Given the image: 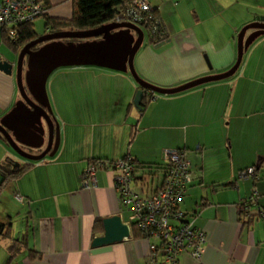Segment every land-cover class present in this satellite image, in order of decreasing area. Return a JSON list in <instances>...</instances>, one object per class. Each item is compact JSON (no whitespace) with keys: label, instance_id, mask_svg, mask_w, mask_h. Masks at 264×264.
<instances>
[{"label":"crops","instance_id":"obj_1","mask_svg":"<svg viewBox=\"0 0 264 264\" xmlns=\"http://www.w3.org/2000/svg\"><path fill=\"white\" fill-rule=\"evenodd\" d=\"M43 1L48 16L72 17L73 0ZM155 4L169 37L156 44L145 35L134 65L161 87L228 70L237 58L240 30L264 21V0ZM41 18L43 32L33 21L38 34L50 31ZM114 37L120 49L127 33ZM245 39L248 47L234 75L174 94L153 92L144 109L134 103L140 87L129 69L114 64L55 69L46 88L59 125L56 153L29 161L0 135V163L9 158L26 166L0 193V264H148L149 244L135 226L122 241L93 246L104 234L103 219L120 215L128 223L130 211L120 203L112 171L99 170L96 187L83 188L80 177L94 158L128 156L138 166L135 188L150 195L163 183L167 148L187 151L193 182L181 208L207 233L200 261L183 253L174 264H264V218L247 219L243 207L257 190L264 208V30L249 29ZM13 43L0 27V61L14 63L11 75L0 69V119L21 99L16 61L23 45ZM251 166L256 176L241 177ZM13 242L20 245L14 256Z\"/></svg>","mask_w":264,"mask_h":264},{"label":"water","instance_id":"obj_2","mask_svg":"<svg viewBox=\"0 0 264 264\" xmlns=\"http://www.w3.org/2000/svg\"><path fill=\"white\" fill-rule=\"evenodd\" d=\"M264 30V21H254L245 25L238 34V53L235 63L226 71L202 76L176 87H161L139 75L134 65V57L140 49L145 31L140 26L130 22H109L99 27L85 30H56L39 34L26 43L21 49L16 61V80L21 99L0 119V134L12 149L29 161H40L47 156H53L60 142L59 125L55 123L49 96L47 80L51 73L69 65L97 64L112 65L131 72L139 85L134 103L141 107L145 89L159 94H174L192 87L212 81L228 78L239 69L248 41L245 39L249 29ZM117 30V31H114ZM127 33L120 49L113 45L114 34ZM102 37L94 41H78L72 39H89ZM65 39H71L65 41ZM38 48L32 47L40 44ZM113 47V48H112ZM119 61V62H117ZM116 62V63H113ZM26 64V68H25ZM0 69L11 75L14 63L0 61ZM46 148L40 155L25 151L21 145ZM14 167H19V161H14ZM104 234L94 238L93 246L110 244L130 236V228L120 215L103 219Z\"/></svg>","mask_w":264,"mask_h":264},{"label":"built area","instance_id":"obj_3","mask_svg":"<svg viewBox=\"0 0 264 264\" xmlns=\"http://www.w3.org/2000/svg\"><path fill=\"white\" fill-rule=\"evenodd\" d=\"M155 1L157 0H124L111 22H130L154 33L162 24V19L155 13L158 7ZM47 12L48 6L43 0H0V27L15 42L23 26ZM163 158V183L150 195L135 188L138 167L128 156L116 160L92 159L81 173V186L96 187L97 172L112 171L120 203L130 211V231L132 226L137 227L149 244L148 264H174L183 253L200 261L207 233L196 225L194 214L181 208L193 182L191 162L187 151L182 148L164 149ZM240 175L254 178L256 167H248ZM15 197L21 202L26 201L23 195L16 194ZM258 197L259 193L255 190L244 200L247 219L264 218V208L260 206Z\"/></svg>","mask_w":264,"mask_h":264},{"label":"trees","instance_id":"obj_4","mask_svg":"<svg viewBox=\"0 0 264 264\" xmlns=\"http://www.w3.org/2000/svg\"><path fill=\"white\" fill-rule=\"evenodd\" d=\"M123 1L124 0H73L74 11L71 18H55L48 16L46 13L43 15L45 17V25L46 28H49L50 31L70 29L85 30L99 27L105 23L113 21L118 11V7L123 3ZM155 13L159 18H161L158 7L156 8ZM148 35L150 37V40L156 44L167 40L169 35L163 20L162 24L159 25L157 30L154 33L148 31ZM37 36H39V34L35 31V29L33 28V22H31L30 24H27L23 26L22 29H20L18 39L13 43V45L24 46L26 43L33 40ZM74 40L76 41L79 39ZM150 94H153V91L145 89L144 98L140 103L141 108L144 109L149 103L151 97ZM13 162V160L8 158L7 160L0 163V193L8 181L22 174V172L26 168V166L14 167ZM148 167L151 168V166ZM3 229L4 225L2 224L0 225V234H3ZM10 250L14 256V253L20 250V245L13 242V244L10 246Z\"/></svg>","mask_w":264,"mask_h":264},{"label":"flooded vegetation","instance_id":"obj_5","mask_svg":"<svg viewBox=\"0 0 264 264\" xmlns=\"http://www.w3.org/2000/svg\"><path fill=\"white\" fill-rule=\"evenodd\" d=\"M68 40H71V39H65V41H68ZM72 40H74V39H72ZM79 40H81V39H79ZM75 41V40H74ZM43 43H40V44H36L35 46H33L32 48L33 49H36V48H38L40 45H42ZM21 147L25 150V151H27V152H29V153H32V154H34V155H40V154H42L43 153V151L45 150V148H46V145H43L42 147H37V148H33V147H28V146H26V145H21ZM20 156V155H19ZM23 158V157H22ZM25 159V158H24Z\"/></svg>","mask_w":264,"mask_h":264},{"label":"rangeland","instance_id":"obj_6","mask_svg":"<svg viewBox=\"0 0 264 264\" xmlns=\"http://www.w3.org/2000/svg\"><path fill=\"white\" fill-rule=\"evenodd\" d=\"M41 17H43V16H41ZM41 17L36 19V20H38V22H36V27H37V30L39 32H43V30H44V22H43V18H41ZM144 31H145V35H148V31L146 29Z\"/></svg>","mask_w":264,"mask_h":264}]
</instances>
